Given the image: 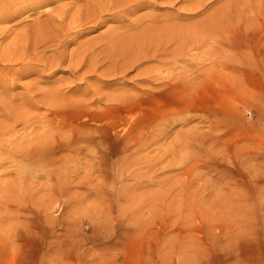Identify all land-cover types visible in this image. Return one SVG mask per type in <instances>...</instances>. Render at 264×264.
Returning a JSON list of instances; mask_svg holds the SVG:
<instances>
[{
	"label": "rangeland",
	"instance_id": "1",
	"mask_svg": "<svg viewBox=\"0 0 264 264\" xmlns=\"http://www.w3.org/2000/svg\"><path fill=\"white\" fill-rule=\"evenodd\" d=\"M0 1L16 3L19 8L7 21L0 22V28L19 31L45 19L44 6L26 13L22 9L21 13V0ZM85 1L53 0L47 6L55 9L67 3L72 10L75 4ZM223 1L212 2L197 15L189 14L186 22L202 20ZM158 5L130 14L123 22L102 23L60 49L75 52L83 41L125 27L137 16L154 14L163 18L185 6L181 1L173 8L162 6L165 3ZM9 39L1 37V46ZM254 43L239 41L236 46L245 57L256 51ZM40 50L43 57L54 53L44 46L36 49ZM190 52L205 59V66L217 70L225 81H238L239 87L225 86L218 92L211 89L212 97L220 93L224 106L209 99L205 110H210L214 117L208 122L202 124L199 117H193L185 124L166 129L151 147L141 152V156L151 160L139 169L136 165L113 166L104 172L80 167L74 174L67 168L68 186L54 195L56 188L47 184L52 173L27 174L20 192L7 191L5 195L12 197L9 201L15 199L20 204L8 202L13 208L9 214L0 211V264H264V73L247 64L238 65L237 71L232 72L230 60L223 70L214 66L222 54L228 55V50L218 49L211 42ZM186 62L192 66V60ZM152 66L159 64L152 61L141 68ZM61 69L51 76L29 70L16 86L6 90V95L16 101L25 95V85L32 82L42 87L73 80L76 86L65 88L67 97L85 93L89 86L101 92H135L140 87L135 82L136 70L123 77H108L110 81L104 82L100 77L75 80L66 64ZM91 105L101 108L105 103L96 101ZM29 111L39 114L44 108ZM84 117L82 114L75 119L87 121ZM3 120L1 116L0 121ZM192 127L214 129H209V142L204 147L178 150L179 134ZM121 132L120 128L114 131ZM174 143L179 144L178 159L169 164L171 156L164 151ZM77 158L80 164L93 163V154L87 149ZM3 169L6 168L0 167V183L8 179L11 182L15 172L9 174ZM135 172L142 177L129 176ZM11 236L15 245L10 249L6 244Z\"/></svg>",
	"mask_w": 264,
	"mask_h": 264
},
{
	"label": "bare ground",
	"instance_id": "2",
	"mask_svg": "<svg viewBox=\"0 0 264 264\" xmlns=\"http://www.w3.org/2000/svg\"><path fill=\"white\" fill-rule=\"evenodd\" d=\"M51 1L21 0V13L22 9L26 13L44 6L45 19L19 31L0 28V38H10L3 46L0 44V117L4 118L0 121V167L9 174L15 172L11 182L8 179L0 183V211L5 213L13 209L8 202L20 204L15 199L9 201L12 197L6 198V192H20L27 174L52 173L47 184L56 188L54 195L68 186L67 168L74 174L80 167L104 172L113 166L136 165L139 169L151 160L141 156V152L151 147L166 129L185 124L193 117H199L202 124L213 118L212 112L205 110L208 100L221 107L224 103L220 93L217 97L210 95L211 89L218 92L225 86L239 87V83L236 79H222L217 70L205 66V59L190 52L192 48L211 42L218 49L228 50V55L222 54L214 66L223 70L230 60L232 72L237 71L238 65L247 64L264 73V0H224L193 23L186 22L189 14L204 12L216 0H86L75 4L72 10L67 3L50 9L47 4ZM180 1L185 6L173 15L137 16L125 27L111 29L97 38L89 36L75 52L60 49L102 23L123 22L128 15L160 6L158 3L173 8ZM0 2V22H5L19 8L16 3ZM247 40H254L257 47L243 57L244 52L236 44ZM41 46L53 49L54 53L43 57V50L36 51ZM186 60H192L191 67ZM152 61L159 66L141 68ZM64 64L79 81L100 77L105 82L110 81L108 77H123L136 70L135 82L140 87L135 92H101L89 86L85 93L67 97L65 92L76 86L73 80L42 87L32 82L25 85L22 98L15 101L6 95V90L16 86L29 70L51 76L62 70ZM100 67L105 68L98 71ZM96 101H103L105 106L93 108L91 103ZM168 106L170 109H166ZM32 108L44 111L33 114L29 111ZM82 114L87 121H76ZM117 128L122 132L115 134ZM209 129L214 130L192 127L179 132L178 150L204 147L211 138ZM179 144L165 148L164 153L171 156L169 164L178 159ZM84 149L93 154V163L77 161ZM146 168L149 170V165ZM129 176L142 177L137 172ZM12 237L6 244L10 249L15 245Z\"/></svg>",
	"mask_w": 264,
	"mask_h": 264
}]
</instances>
